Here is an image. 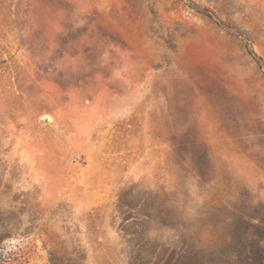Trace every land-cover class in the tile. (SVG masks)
Wrapping results in <instances>:
<instances>
[{
	"label": "rangeland",
	"instance_id": "1",
	"mask_svg": "<svg viewBox=\"0 0 264 264\" xmlns=\"http://www.w3.org/2000/svg\"><path fill=\"white\" fill-rule=\"evenodd\" d=\"M264 264V0H0V264Z\"/></svg>",
	"mask_w": 264,
	"mask_h": 264
},
{
	"label": "trees",
	"instance_id": "2",
	"mask_svg": "<svg viewBox=\"0 0 264 264\" xmlns=\"http://www.w3.org/2000/svg\"><path fill=\"white\" fill-rule=\"evenodd\" d=\"M51 264H55L53 260H51Z\"/></svg>",
	"mask_w": 264,
	"mask_h": 264
}]
</instances>
